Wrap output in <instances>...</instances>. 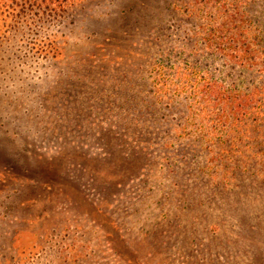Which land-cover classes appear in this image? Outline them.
Here are the masks:
<instances>
[{"label":"rangeland","instance_id":"374dc122","mask_svg":"<svg viewBox=\"0 0 264 264\" xmlns=\"http://www.w3.org/2000/svg\"><path fill=\"white\" fill-rule=\"evenodd\" d=\"M183 5L0 0V264H264V121L225 156L187 89L264 75L191 53Z\"/></svg>","mask_w":264,"mask_h":264},{"label":"trees","instance_id":"16d2710c","mask_svg":"<svg viewBox=\"0 0 264 264\" xmlns=\"http://www.w3.org/2000/svg\"><path fill=\"white\" fill-rule=\"evenodd\" d=\"M43 1V0H40ZM58 5L68 0H53ZM183 14L189 21V39L194 44L191 53L195 55L216 56L222 66L253 72L259 78L264 75V51L259 46L260 36L252 20L249 9L255 0H183ZM174 9H178L174 7ZM196 46L198 47L196 49ZM184 53V52H183ZM186 55V53H184ZM172 56H165L155 65L160 90L170 87L172 80L176 89L186 87L184 70L177 68ZM158 68V69H157ZM241 75V74H240ZM229 87L223 82H208L205 85H188L187 89L200 92L199 99L205 106L194 109L192 120L200 121L203 127L208 126L207 134L217 143L224 144L222 153L225 156L236 154L235 142L241 128L248 126L250 119L257 117L264 121V85L248 88L243 78L232 79ZM250 83V82H249ZM181 86V87H180ZM239 86H246L242 92ZM169 90V89H164ZM202 90V91H201ZM251 97H259L260 105L248 106ZM247 129V128H246ZM211 140V139H209ZM224 141V142H223Z\"/></svg>","mask_w":264,"mask_h":264}]
</instances>
